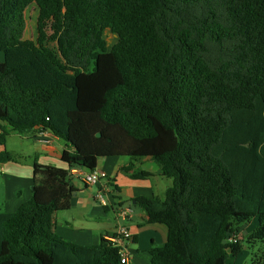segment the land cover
I'll use <instances>...</instances> for the list:
<instances>
[{
	"label": "trees",
	"instance_id": "16d2710c",
	"mask_svg": "<svg viewBox=\"0 0 264 264\" xmlns=\"http://www.w3.org/2000/svg\"><path fill=\"white\" fill-rule=\"evenodd\" d=\"M33 5L36 41L25 39ZM0 53V164L15 161L7 127L73 149L67 169L36 165L31 199L0 212V264H121L112 242L57 233L76 192L69 172L103 158H129L126 172L151 159L173 179L164 202L136 200L168 231L152 264H227L245 242L264 244V0H0ZM82 100L95 142L72 119Z\"/></svg>",
	"mask_w": 264,
	"mask_h": 264
},
{
	"label": "crops",
	"instance_id": "0c3cea01",
	"mask_svg": "<svg viewBox=\"0 0 264 264\" xmlns=\"http://www.w3.org/2000/svg\"><path fill=\"white\" fill-rule=\"evenodd\" d=\"M84 123L90 129L88 120H84ZM7 129L8 138L19 137L21 145H24V149L18 152L7 150L15 161L0 164V212L12 213L32 197L35 166L67 169L62 155L64 151L73 149L48 131L37 129L20 134L9 127ZM95 129L94 125L89 130L92 142H95ZM40 133H45L47 139H51L50 143L43 142L39 138ZM3 150L4 147L0 146V152ZM130 163L131 160L124 157L101 159L97 169L105 171L109 178L99 185L87 186L70 179L76 196L73 195L70 210L57 214V233L75 244L98 247L104 242L110 243L117 237L119 229L125 227L131 234V241L125 244L129 253L128 264H152L150 250L166 243L168 231L164 225L149 224L145 210L136 200L144 197L164 202L173 179L164 176L158 163L151 159L134 162V170L126 172L125 167ZM139 172L149 177L135 178L133 175ZM124 211L127 212L126 217L123 216ZM244 234H249L248 225L240 230V235Z\"/></svg>",
	"mask_w": 264,
	"mask_h": 264
},
{
	"label": "rangeland",
	"instance_id": "374dc122",
	"mask_svg": "<svg viewBox=\"0 0 264 264\" xmlns=\"http://www.w3.org/2000/svg\"><path fill=\"white\" fill-rule=\"evenodd\" d=\"M38 9L35 5L31 6L27 12H26V19H27V29L25 32V39L36 41L37 40V19H38ZM106 41L108 44L109 50L114 46L117 39L116 37L110 32L107 31L105 33ZM5 57L3 53H0V63L4 62ZM95 75L94 71L91 72V75L88 73H83L77 80V85L79 88V91H83L85 88L86 82L90 81V79L93 78ZM81 112L79 115L72 116L73 122L76 124V126L81 130V133L87 137L89 140V127L85 125L84 120H88V124H94L93 122V115L87 114L86 116H83L82 113L85 110L83 100L81 101ZM7 150H13L15 152H18V150H23L24 145H21L19 141V137H9L7 139ZM29 150H31L29 148ZM2 183V178L0 176V184ZM259 225L258 219H253L252 222L248 225L249 233H251L253 230H255ZM246 235V234H244ZM243 236V235H242ZM245 248L242 252V254L237 258L230 257V259L227 261V264H264V244L262 242H257L255 244H248L245 242Z\"/></svg>",
	"mask_w": 264,
	"mask_h": 264
},
{
	"label": "built area",
	"instance_id": "2783aa9c",
	"mask_svg": "<svg viewBox=\"0 0 264 264\" xmlns=\"http://www.w3.org/2000/svg\"><path fill=\"white\" fill-rule=\"evenodd\" d=\"M39 138L43 140V142L50 143V138L47 139L45 133H40ZM69 178L71 180H78L83 184L90 185H99L102 181H108V174L105 171L96 169L94 171H87L83 168H74L69 172ZM104 202V201H103ZM123 216H127V212H123ZM131 241V234L129 230L125 227L119 229L118 235L116 238L112 239L111 242L116 244L118 247L122 248L121 251V264L129 263V253L125 249L126 242Z\"/></svg>",
	"mask_w": 264,
	"mask_h": 264
},
{
	"label": "water",
	"instance_id": "95a60500",
	"mask_svg": "<svg viewBox=\"0 0 264 264\" xmlns=\"http://www.w3.org/2000/svg\"><path fill=\"white\" fill-rule=\"evenodd\" d=\"M100 136H101V135H100V134H98V137H100ZM73 195H74V196H76V193H74ZM224 243H226V242H224Z\"/></svg>",
	"mask_w": 264,
	"mask_h": 264
}]
</instances>
